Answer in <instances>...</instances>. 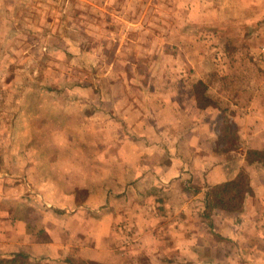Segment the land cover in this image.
<instances>
[{
  "label": "rangeland",
  "instance_id": "obj_1",
  "mask_svg": "<svg viewBox=\"0 0 264 264\" xmlns=\"http://www.w3.org/2000/svg\"><path fill=\"white\" fill-rule=\"evenodd\" d=\"M223 1L0 0L1 181L27 177L39 191L47 185L54 203L94 216L120 211L106 243L114 264H264V233L254 225L241 223V234L214 230L206 205L202 213L180 212L172 189L155 183L149 199L161 206L149 208L142 186L132 183L112 206L115 183L83 181L85 174L112 172V119L95 113L111 80L121 72L153 83L190 81L192 71L175 62L177 50L208 49L217 32L208 27L210 10ZM195 88L204 95V84ZM53 159L61 164L51 166ZM60 190L64 199L54 197ZM148 223L157 228L145 229ZM83 228L77 222L72 229L82 234ZM91 262L75 258L76 264H109Z\"/></svg>",
  "mask_w": 264,
  "mask_h": 264
},
{
  "label": "crops",
  "instance_id": "obj_2",
  "mask_svg": "<svg viewBox=\"0 0 264 264\" xmlns=\"http://www.w3.org/2000/svg\"><path fill=\"white\" fill-rule=\"evenodd\" d=\"M237 2L224 0L221 6L215 2L212 10L208 7L213 12L208 27L217 31L210 34L208 49L177 50L181 56L175 62L181 71H192L190 81L178 77L153 83L120 72L111 80L110 91L99 96L104 106L96 116L100 112L112 119V172L83 174V181L115 183L112 206L131 183L132 188L142 186L149 208L161 206L149 199L155 195V183L159 189H172L180 212L202 213L211 187L245 173L249 192L242 209H215L214 230L241 234L248 224L264 233V157L252 153L264 152V0ZM199 83L205 86L203 96L195 88ZM53 161V167L61 164ZM6 182L0 179V261L72 264L77 258L114 264L106 243L120 211L103 210L94 216L54 203L47 185L39 191L27 177L24 182ZM61 192L54 197L63 198ZM160 193L163 200L169 196ZM77 222L84 227L82 234L72 229ZM155 224L144 228L151 231Z\"/></svg>",
  "mask_w": 264,
  "mask_h": 264
},
{
  "label": "trees",
  "instance_id": "obj_3",
  "mask_svg": "<svg viewBox=\"0 0 264 264\" xmlns=\"http://www.w3.org/2000/svg\"><path fill=\"white\" fill-rule=\"evenodd\" d=\"M252 153L261 154L264 157V152L254 151ZM248 192V177L245 173L240 174L238 180L211 187L207 193L206 214L210 215L215 209H223L228 212L240 211ZM0 264H4V262L0 261Z\"/></svg>",
  "mask_w": 264,
  "mask_h": 264
}]
</instances>
